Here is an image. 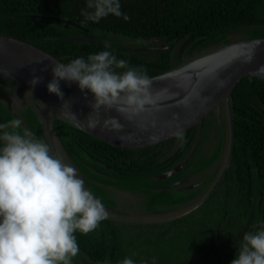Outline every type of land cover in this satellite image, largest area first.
Returning <instances> with one entry per match:
<instances>
[{"label": "trees", "instance_id": "trees-1", "mask_svg": "<svg viewBox=\"0 0 264 264\" xmlns=\"http://www.w3.org/2000/svg\"><path fill=\"white\" fill-rule=\"evenodd\" d=\"M86 3L87 0H0V33L34 43L64 63L75 58L86 60L91 54L107 50L129 67L145 70L149 78L194 58V53L234 42L229 38L231 34L244 33L241 40L264 37V0H120L122 12L130 19L109 15L98 23L85 21L81 15ZM81 35L104 43L68 38ZM152 39L166 44L167 50L141 48ZM3 93L0 82V94ZM231 105L234 148L230 163L219 184L202 202L223 168L219 158L229 123L227 120V126L215 134L213 117L220 116L224 107L207 125L180 142L155 148L113 146L62 115L54 118L53 129L68 160L85 188L97 198L101 199L106 187L129 191L140 199L138 205L153 215L196 203L164 222L132 223L109 216L87 235L76 232L80 251L72 264H121L127 257L134 264H142L151 255L144 251L159 247L153 260L171 255L173 264H231L243 235L264 225V78L244 77L233 92ZM13 119L21 122L16 131H30L44 141L42 122L33 108L23 107L17 114L0 97V123ZM186 155L188 159L182 162ZM179 162L180 169L163 176ZM205 171L202 184L184 187L185 178ZM101 201L113 213L125 214L116 209L113 200ZM147 262L152 263L149 259Z\"/></svg>", "mask_w": 264, "mask_h": 264}, {"label": "clouds", "instance_id": "clouds-1", "mask_svg": "<svg viewBox=\"0 0 264 264\" xmlns=\"http://www.w3.org/2000/svg\"><path fill=\"white\" fill-rule=\"evenodd\" d=\"M81 15L96 23L109 15L130 19L120 0H87ZM51 71L50 94L63 99L59 83L65 81L75 83L85 97L91 95L84 121L89 129L121 128L115 118L101 120L102 110L137 114L155 104L146 71L129 67L107 50L86 60L56 62ZM40 80L33 73L30 84ZM20 127L16 119L0 123V264H72L80 251L74 233L95 231L108 219L109 209L85 188L76 168L30 131H16ZM121 264L134 261L127 257ZM231 264H264V225L243 235Z\"/></svg>", "mask_w": 264, "mask_h": 264}, {"label": "water", "instance_id": "water-1", "mask_svg": "<svg viewBox=\"0 0 264 264\" xmlns=\"http://www.w3.org/2000/svg\"><path fill=\"white\" fill-rule=\"evenodd\" d=\"M64 21L81 28L71 20ZM68 38L92 44L104 43L86 35ZM167 48L168 46L165 45L151 49ZM56 62L64 63L60 58L34 43L0 33V76L21 81L42 97L57 113L85 132L113 146L133 149L155 148L180 142L226 107L229 123L226 160L216 180L201 199L202 202L221 181L232 156L233 92L244 77L264 78V37L229 43L169 71L150 77L154 105L146 107L143 112L137 114H120L115 109L107 112L102 110L101 120L115 118L121 125L120 129H113L111 126L89 129L85 126L84 121L90 112L89 104L92 97L90 94L85 97L75 83L60 81L63 99L47 91L46 85L53 79L51 68ZM33 73L41 78L34 86L30 84ZM181 165L177 164L167 170L163 176L167 177L174 173L181 168Z\"/></svg>", "mask_w": 264, "mask_h": 264}, {"label": "rangeland", "instance_id": "rangeland-1", "mask_svg": "<svg viewBox=\"0 0 264 264\" xmlns=\"http://www.w3.org/2000/svg\"><path fill=\"white\" fill-rule=\"evenodd\" d=\"M244 36V33L242 32H237L235 34H231L229 35V38H231L234 42H238L240 41ZM225 45H219L218 47L215 48H208V49H204L201 52L198 53H194L193 56L194 58L209 52H212L214 50H217L221 47H223ZM193 59V57H189V60ZM188 60V61H189ZM187 61V60H186ZM0 82L2 84V90H3V94H0L1 99L5 102V104L10 107L14 112H16L17 114L20 113L21 109L23 107L26 106H31L33 108V110L35 111V113L37 114L38 119L42 122V126L44 129V133H45V139L44 142L47 143L51 150H52V154L62 158L63 161L69 165L72 166V164L70 163V161L68 160L55 132L52 126V122L53 119L56 117H59L60 114L57 113V111L55 109H53L47 102H45L43 100L42 97H40L36 92H34L32 89L28 88L24 83H22L19 80L13 79V78H9V77H4V76H0ZM14 89V91H9L7 89ZM225 107L222 109V114H220V116H216L213 117L214 121H216L213 125V129L214 131L216 130L215 134L217 133V131L220 133L222 131V128H224L225 123L227 122V115H226V110H224ZM208 124V123H207ZM205 124V125H207ZM227 124V123H226ZM227 126V125H225ZM208 126L205 128V130H207ZM202 132V131H201ZM199 134L197 135V137L199 138ZM197 142V139L194 143V146ZM228 144H229V133H228V137L225 140L224 146H223V152L220 156V164L222 165V167L224 166L225 160H226V156H227V151H228ZM193 146V147H194ZM193 147L190 150H193ZM188 159V155H186V157L183 158L182 162H185ZM182 164V163H178ZM73 167V166H72ZM209 171V170H207ZM205 172H201L198 173L196 175L190 176L188 178H185L183 180L184 183L186 184H201L202 183V179H205L206 173ZM78 173V171H77ZM78 176L80 177V174L78 173ZM81 178V177H80ZM212 186V185H211ZM210 186V187H211ZM106 191L105 193L101 194V199H111L115 202L116 204V209L125 212V214H128V216H125V214H117V213H113L112 211L107 210V212L109 213V216L112 217H116V218H123L124 222H132V223H145V224H149V223H157V222H164L168 219H173L175 217H177L178 215L187 212L188 210L193 208V205L195 203V201L191 202L190 204L182 207L179 210L173 211V212H166V213H162L160 215H154L152 217H149L150 219L147 220V217L149 215H153V214H148L147 213V208L143 205H138L141 204L140 203V199L135 195H133L134 193L129 192V191H123L120 190L118 188H114V187H106ZM144 204V202H143ZM132 219L134 221H132ZM161 246V245H160ZM136 249H138V247H136ZM160 250L159 248L153 249H148L147 251H144L145 253H149L151 254L149 256V260L152 262L151 264H154L155 262H158V264H173L171 261L172 258H170L171 255L167 256V257H163V258H157L155 260H153L155 258V256L153 255L154 253L158 254ZM172 254V252H171ZM152 257V258H151ZM143 260L142 264H149L147 262V260Z\"/></svg>", "mask_w": 264, "mask_h": 264}, {"label": "flooded vegetation", "instance_id": "flooded-vegetation-1", "mask_svg": "<svg viewBox=\"0 0 264 264\" xmlns=\"http://www.w3.org/2000/svg\"><path fill=\"white\" fill-rule=\"evenodd\" d=\"M145 43L147 44V46H145V47H141L142 49H148V50H167V49H151V48H155V47H163V46H165L166 44H163V43H160L159 41H158V39H152V40H146L145 41ZM152 44H153V46H152ZM195 146H196V144H195ZM195 146L193 147V148H195ZM181 163V162H180ZM202 184V183H201ZM200 184H198V185H196V184H193V185H191V184H184V187H192V186H199ZM196 202H197V200H196ZM188 204H190V203H187L186 205H188ZM196 204V203H195ZM194 204V205H195ZM198 204V203H197ZM186 205H184V206H186ZM193 205V206H194ZM183 206V207H184ZM176 211V210H175ZM171 212H173V211H171ZM170 213V212H169ZM125 216H128V214H126ZM152 216H154V215H149L148 217H147V220H149L150 218L149 217H152ZM110 217H112V216H110Z\"/></svg>", "mask_w": 264, "mask_h": 264}]
</instances>
